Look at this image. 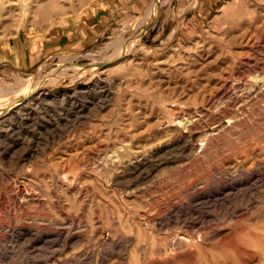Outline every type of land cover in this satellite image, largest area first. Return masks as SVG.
Returning <instances> with one entry per match:
<instances>
[{"label": "rangeland", "instance_id": "1", "mask_svg": "<svg viewBox=\"0 0 264 264\" xmlns=\"http://www.w3.org/2000/svg\"><path fill=\"white\" fill-rule=\"evenodd\" d=\"M63 2L0 19V104L44 89L0 115V264L223 262L264 213V0Z\"/></svg>", "mask_w": 264, "mask_h": 264}, {"label": "bare ground", "instance_id": "2", "mask_svg": "<svg viewBox=\"0 0 264 264\" xmlns=\"http://www.w3.org/2000/svg\"><path fill=\"white\" fill-rule=\"evenodd\" d=\"M63 1L64 0H0V19H7V18H10V19L13 18L14 19V17L17 18L19 16L25 19L26 17H28L30 15L32 18L35 17V19L40 18L42 20H52V22H53V20L55 18V15L57 14V13H55V7L57 5L59 6V4L62 3ZM67 2H68V0H67ZM4 22L6 24L9 23V22H6V21H4ZM7 25H9V24H7ZM2 27H3V25H2ZM4 27H5V25H4ZM48 27L49 26L47 25V28ZM70 56L69 55H61L60 58H61L62 61H68ZM263 65H264V63H263ZM16 87H17L16 90H10L8 93L5 94L4 99H6V102L12 104L15 101L14 99H12L13 96L24 94L27 97V96H30V95L35 94V93L36 94H41L42 90H44L43 89V85L41 83L39 84L36 81H32L31 83H29L27 85L24 84V85H19V86H16ZM13 89H15V88H13ZM259 90H261V89H259ZM259 90H257V91H259ZM6 102H4L3 104H0V115H1V113H3L2 109H4V105L6 104ZM10 104H9V106H10ZM179 120H181V122L183 121L182 119H179ZM250 147L252 148V146H250ZM250 147H249V150L251 149ZM254 147H256V146H254ZM134 155H136V154H134ZM248 186H250V185H248ZM12 190L13 191L15 190L14 187H13ZM7 198H8L7 192L6 191H4V192L1 191L0 192V206L1 207H3L7 203V200H8ZM13 199H14L13 201L17 204L18 203L17 195H15V196L13 195ZM20 203H21V201H20ZM253 215L254 214H252L250 216L248 215L247 217H245L246 220L242 219V220L245 221V223H244V221L241 222V224H240L241 226L240 227H237V228L234 227V229L227 230L226 231V235H225V233H223L222 231H219L217 229L218 231L214 233L215 235L213 236V239L221 237L220 238L221 239L220 242L223 245L221 247V249H223V252L227 251V253L229 255H227L228 257L223 262H216V259L213 258V259L208 260V261L205 260V261H207L206 264H234V262H237L238 264H252L254 261H256V260L258 261L259 259L262 258V253H263V249H264V232L260 230L262 232L261 233L259 231V229H260L259 227H261V228L264 227L263 226L264 224H262V223H264L263 222L264 221V213L257 214L255 216H253ZM35 218L36 217H34V219ZM43 220H48V219L45 218ZM163 220L164 219H160L159 222L162 223ZM238 223H239V221H238ZM190 225L193 226L195 224L193 222ZM190 225H188V226H190ZM2 228H5V229L9 230V228L11 229L12 227H11V225H6L5 227H2V225H1L0 229H2ZM142 230H143V228L141 229V232L144 233ZM229 231H230V233L227 234V232H229ZM13 232H15V231L13 230ZM19 235H23V232L19 233ZM143 236H144V234H141V236H139V238L137 240H139V242L142 239L145 240L146 239V235H145V237H143ZM235 237L240 238L243 241L244 245L240 246L237 243V241H236L238 239H235ZM203 241L204 240H202L201 243ZM155 242H156V240H154L153 243H152V248H151L150 254L153 255V256L156 254L160 258H163V253H162L163 251L161 252V250H160L161 248L158 250L157 249L158 247L156 248V246H154V245H156ZM178 246L179 245L177 244V247ZM184 246H189V245H188V243H186V244H184ZM179 248H180V246H179ZM181 248H182V245H181ZM205 252H207V251H205ZM130 253H131V255H129L130 257H129V261H128L129 264H132V263L133 264L134 263L135 264H156V262H154L151 259V257L149 256V252H147V248H146V244L145 243H139V245H137L135 247V250L133 249V252H130ZM230 253L233 254V256ZM204 255H206V254H204ZM202 258H203V255H202ZM155 259H158V258L155 257ZM181 259L182 258H180L179 262H177L175 260L176 262L173 261L171 264H196V262L194 260H189V259L188 260H181ZM177 260H179V259H177ZM222 260H223V258H222ZM204 262H203V264H204ZM124 263H126V262H124ZM199 264H201V263H199Z\"/></svg>", "mask_w": 264, "mask_h": 264}, {"label": "crops", "instance_id": "3", "mask_svg": "<svg viewBox=\"0 0 264 264\" xmlns=\"http://www.w3.org/2000/svg\"><path fill=\"white\" fill-rule=\"evenodd\" d=\"M95 32H96V31L94 30V33H93V34H95ZM60 34H63V33H60V32H56V33H55V42H54L53 44H56V45H57V44H59V43L61 42L58 38L62 39V38H63V35H60ZM76 34H77V33H76ZM58 35H60V36H58ZM78 37H79V35H74V38H78ZM68 38H69V37H68ZM89 38H90V36H89ZM91 38H92V36H91ZM58 40H59L60 42H59ZM61 43H62V42H61ZM14 52L18 55V56H17V57H18L17 59H18V61L21 60L22 65L26 64L27 61H29L30 58H32V56H33V55H30V56H29V55H27V53L20 54L19 49H16V50H15V49L13 48V53H14ZM7 55H8V54H7ZM0 64H3V58H2V57L0 58Z\"/></svg>", "mask_w": 264, "mask_h": 264}]
</instances>
